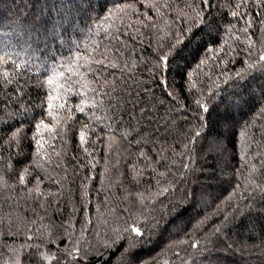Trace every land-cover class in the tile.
Wrapping results in <instances>:
<instances>
[{
	"label": "trees",
	"instance_id": "1",
	"mask_svg": "<svg viewBox=\"0 0 264 264\" xmlns=\"http://www.w3.org/2000/svg\"><path fill=\"white\" fill-rule=\"evenodd\" d=\"M0 264H264V0H0Z\"/></svg>",
	"mask_w": 264,
	"mask_h": 264
},
{
	"label": "snow or ice",
	"instance_id": "2",
	"mask_svg": "<svg viewBox=\"0 0 264 264\" xmlns=\"http://www.w3.org/2000/svg\"><path fill=\"white\" fill-rule=\"evenodd\" d=\"M82 139H83V137H82ZM132 231L135 232L138 237H141L142 236V233H141V231L139 229L133 228ZM139 242L140 241H135L134 243H139ZM144 242H147V241H144ZM193 246H195V245H193Z\"/></svg>",
	"mask_w": 264,
	"mask_h": 264
}]
</instances>
